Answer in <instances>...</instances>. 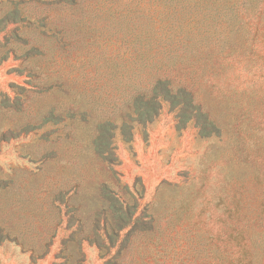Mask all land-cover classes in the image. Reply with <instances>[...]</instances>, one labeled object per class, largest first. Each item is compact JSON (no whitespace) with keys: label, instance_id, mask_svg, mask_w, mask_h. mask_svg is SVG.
I'll return each mask as SVG.
<instances>
[{"label":"rangeland","instance_id":"374dc122","mask_svg":"<svg viewBox=\"0 0 264 264\" xmlns=\"http://www.w3.org/2000/svg\"><path fill=\"white\" fill-rule=\"evenodd\" d=\"M160 1L143 0L139 6V0H0V41L12 38L20 21V33H34V27L45 25L60 33L69 29L72 36L84 27L90 39H64L74 65L97 80L105 64L103 53L126 59V86L147 84L152 67L170 50L186 56L199 51L201 40L210 43L212 56L205 61L214 70L199 99L218 118L220 134L203 138L190 125L179 132L170 113L142 133L135 131L131 143L118 142L116 133L115 170L123 186L140 191L137 211L142 220L120 264H264V37L254 43V51L259 50L246 65L251 47L224 44V18L214 0L201 6ZM16 10L20 17L11 14ZM231 48L237 53L232 59L226 57ZM119 51L126 58H117ZM142 57L143 64L136 65ZM193 61L187 59L182 66ZM17 68L10 58L0 65V127L7 140L0 143V226L11 230V240L24 244L27 252L6 240L0 246V264H103L97 251L87 247L83 257L57 259L56 241L48 255L30 254L34 245L52 237L50 221L42 220L41 197L66 174L83 178L91 169L75 150L84 137L81 141L72 121L66 117L53 126L40 114L51 108L55 97L45 98L49 95L39 94L42 89L34 83L23 93L18 85L26 78ZM92 87L86 85L85 92ZM105 93L113 119L110 109L120 97L114 88ZM4 95H18L12 110L1 108ZM46 143L56 148L41 150ZM64 147L65 171V165L53 166L58 157L52 154ZM151 225L148 233L139 230Z\"/></svg>","mask_w":264,"mask_h":264},{"label":"trees","instance_id":"16d2710c","mask_svg":"<svg viewBox=\"0 0 264 264\" xmlns=\"http://www.w3.org/2000/svg\"><path fill=\"white\" fill-rule=\"evenodd\" d=\"M142 1L139 0L137 4L141 6ZM208 1L210 0L160 2L166 6L181 2L201 6ZM213 3L214 6L218 5L224 18V44L229 47L247 44L251 47L250 54L246 56V65H250V59L259 50L254 51V43L264 37V0H214ZM14 13L18 17L21 16L18 10L11 14ZM18 23L23 22L15 23L17 28L13 31L14 36L0 41V65L9 58L15 60L18 64L16 71L26 78L25 84L18 85L23 93L34 83L35 89H42L39 94L49 95L45 98L55 97L51 108L40 114L46 122L51 121L53 126L63 124L66 117L72 121L76 132L81 135V141L84 137L75 150H78L83 158L84 166L91 169L90 174L83 178H71L66 174L65 179L60 178L47 191L46 196L41 197L38 204L43 209L42 220L50 221L48 224L52 227V237L50 241H45L39 246L34 245L30 254L35 256L39 253L42 258L49 254L50 247L56 241L55 244H58L60 250L57 259L71 260L77 256L83 257L87 247L97 251L99 261H104L103 264H120L122 252L130 244L131 237L137 232L142 220L137 211L140 191L137 186H123L122 175L115 170L116 166H119L113 160L118 150L116 133H119L118 142L123 145L131 143L135 131L142 133L143 128L158 121L165 113H170L179 132L186 130L190 125L198 129L203 138L220 134L221 123L199 99L200 93H203L204 81L214 70V67L207 66L206 62L212 56L207 49L210 43L201 40L199 51H192L186 56L177 50H170L165 59L160 61V65L155 64L152 67L151 78L147 84L126 86V59L123 62L103 53L105 64L100 68L102 72L97 74V80L94 76H87L74 65L72 53H66L64 39L73 37V43L77 40L85 41L87 37L84 35L88 36L85 33L86 28L79 29L78 34L74 33L72 36L69 29L67 31L64 28V33H60L56 28V31L52 28L48 30L45 25L34 27V33H20ZM8 26L9 22L4 30ZM78 26L79 23L75 24L73 30ZM258 45L261 46V43ZM116 53L117 58H126L121 51ZM222 54L224 53L221 52L220 55ZM235 54L237 53L231 48L226 57L232 59ZM191 58L202 65L193 61L189 67L182 66L183 61ZM143 60L142 57L141 62L135 64L141 66ZM82 80H86V83L83 84ZM102 83L105 85L101 86ZM86 85L95 87L85 92ZM111 88H114L120 97V103H115L110 109L113 119L107 111L109 94L105 93ZM4 96L5 102L1 108L12 110L15 104L11 102L19 98L18 95H15L14 99ZM2 118L0 111V121ZM11 130L16 131L17 126ZM2 134L4 133L0 127V143L7 142L6 136ZM49 148L53 150L56 146L54 143H46L41 150L47 151ZM66 149L67 147H64L52 151V154L58 157L54 161V167L65 165L62 170L69 168L61 154ZM151 229L152 225L139 230L145 234ZM6 240L10 243L16 241L11 240V230L0 226V246ZM16 243L27 252L23 249L24 244L18 241Z\"/></svg>","mask_w":264,"mask_h":264}]
</instances>
